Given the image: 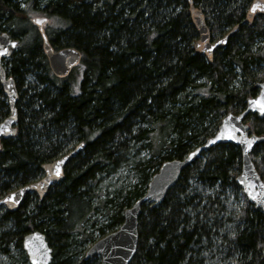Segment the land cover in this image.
<instances>
[{
  "label": "trees",
  "instance_id": "1",
  "mask_svg": "<svg viewBox=\"0 0 264 264\" xmlns=\"http://www.w3.org/2000/svg\"><path fill=\"white\" fill-rule=\"evenodd\" d=\"M22 1L0 0V32L19 41L3 61L15 82L17 120L0 151V198L84 147L43 199L29 194L12 213L0 207V264L11 261L12 248L27 260L22 239L32 231L44 234L51 264H99L98 256L85 258L87 247L121 225L162 163L201 146L227 113L242 112L257 95L264 15L244 22L252 0H192L211 40L238 25L208 62L193 49L198 35L185 0H24L20 8ZM29 13L48 19L54 50L81 52L67 78L50 72ZM8 114L0 87V122ZM244 123L263 139L250 159L264 182V118L250 114ZM240 167L234 145L202 152L162 203L142 206L129 264H264V214L235 183ZM122 173L133 178L118 186Z\"/></svg>",
  "mask_w": 264,
  "mask_h": 264
},
{
  "label": "water",
  "instance_id": "2",
  "mask_svg": "<svg viewBox=\"0 0 264 264\" xmlns=\"http://www.w3.org/2000/svg\"><path fill=\"white\" fill-rule=\"evenodd\" d=\"M188 7L190 19L197 31L198 38L193 45V49L199 55L206 58L208 62L212 61L213 53L218 48L225 47L228 39L238 30V25L232 27L225 35L217 40H211L209 29L205 23L202 11L194 5L193 1L185 0ZM253 5H259L255 12L251 11ZM256 14L264 15V0H252L245 14V23L252 21ZM44 21L37 25L35 20ZM48 19L42 16L30 18V22L37 28L41 39V48L47 59L48 67L54 77L58 79L67 78L71 72L80 65L82 54L79 50L72 47L60 48L54 50L45 33V25ZM13 44L16 47H13ZM19 41L11 38L7 32H0V51L6 49V54L0 55V87L6 97L9 106L8 116L0 122V151L2 142L12 138L16 134V101L17 91L15 82L6 72L2 62L11 56L18 48ZM211 49V51H209ZM258 93L256 96L247 99L245 109L238 113H227L221 120L215 134L208 138L201 146L190 151L180 160H168L162 163L158 172L153 175L147 185L146 192L139 197L123 213V222L113 232H110L91 244L85 253V258L98 256L99 264H129L136 251L138 242V217L144 204L157 206L164 200L166 194L172 186L176 184L181 172L197 159L202 152L217 145L231 144L240 149L241 167L235 183L242 191L246 199L255 207L259 208L264 214V182L258 175L253 162L250 159V153L256 145L263 139L257 135L250 134L248 126L244 123L248 115H256L264 118L260 114L259 107L264 105V82L257 84ZM253 101L258 103H252ZM232 135L234 140L217 137H227ZM215 141V143H210ZM244 141L245 143H239ZM252 141V147L247 149L246 142ZM83 144H77L72 149L59 156L55 160L45 163L41 166L42 178L26 184L18 189L4 195L0 198V207L8 212H15L22 204L25 197L29 194H35L39 199H43L54 184H58L64 179V169L67 163L75 155L83 150ZM191 157V159H189ZM62 162V163H61ZM59 164V168L57 165ZM59 171V175H57ZM255 199H252V197ZM14 197V201L8 198ZM7 201V202H6ZM22 248L29 264H51L52 249L48 245L44 234L38 231H32L24 235L22 239Z\"/></svg>",
  "mask_w": 264,
  "mask_h": 264
},
{
  "label": "rangeland",
  "instance_id": "3",
  "mask_svg": "<svg viewBox=\"0 0 264 264\" xmlns=\"http://www.w3.org/2000/svg\"><path fill=\"white\" fill-rule=\"evenodd\" d=\"M24 1V0H23ZM20 2L21 4H20V8H24L25 7V2ZM29 15V18H31V17H35V16H42V15H40V14H32V13H29L28 14ZM30 22V21H29ZM22 23H21V25H19V27L20 28H22ZM0 27L1 28H5V24H3V21H1L0 22ZM45 28L48 30L49 28H48V24L45 26ZM2 31V30H1ZM3 65H4V62H3ZM80 71H81V69L80 68H78V69H76V71L74 72V75H73V77H72V82L73 83H78V81L80 80V78H81V73H80ZM125 171V170H124ZM123 171V172H124ZM127 173H122L121 174V177L120 176H118L117 178H115L114 179V181L115 182H117V181H119L120 180V183H116L118 186H120L121 184H123V183H129L131 180H132V175H128ZM133 182V181H132ZM89 247V246H88ZM88 247H87V249H88ZM12 253V259H11V261L10 260H7L6 261V264H29V262H28V260H26L25 261V259L24 258H22L21 257V255L18 253V251L15 249V248H12V251H11Z\"/></svg>",
  "mask_w": 264,
  "mask_h": 264
},
{
  "label": "snow or ice",
  "instance_id": "4",
  "mask_svg": "<svg viewBox=\"0 0 264 264\" xmlns=\"http://www.w3.org/2000/svg\"><path fill=\"white\" fill-rule=\"evenodd\" d=\"M189 2H191V0H189ZM257 7H259V5H253L251 11L255 12V11L257 10ZM34 23L37 24V25H40V24H43L44 21L37 19V20L34 21ZM13 47H16V45L13 44ZM6 51H7L6 49H4L3 51H0V55H4V54H6ZM209 51H211V49H209ZM252 103H258V102L253 101ZM259 111H260V114H261L262 116H264V105H260V107H259ZM222 138H226V139H229V140H234V139H235L234 136L229 135V136H227V137H220V136H218V137H217V140L222 139ZM210 143H215V141H210ZM239 143H245V142H244V141H240ZM252 143H253L252 141H247V142H246V145H247V146H246V148H245V151H247V149H249V148L252 147ZM189 159H191V157H189ZM61 163H62V162H61ZM57 168H59V164L57 165ZM59 174H60L59 171H57V175H59ZM261 187H264V185H261ZM8 199H9L10 201H14V197H9ZM252 199H255V197L253 196ZM6 202H7V201H6ZM34 264H35V262H34Z\"/></svg>",
  "mask_w": 264,
  "mask_h": 264
},
{
  "label": "flooded vegetation",
  "instance_id": "5",
  "mask_svg": "<svg viewBox=\"0 0 264 264\" xmlns=\"http://www.w3.org/2000/svg\"><path fill=\"white\" fill-rule=\"evenodd\" d=\"M10 36V35H9ZM11 37V36H10ZM12 38V37H11ZM19 45V44H18ZM8 59V58H7ZM3 61H5V60H3ZM2 64H3V62H2Z\"/></svg>",
  "mask_w": 264,
  "mask_h": 264
}]
</instances>
